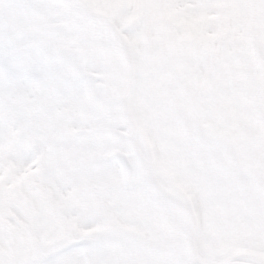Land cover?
Masks as SVG:
<instances>
[{
	"label": "snow or ice",
	"instance_id": "6c2138e0",
	"mask_svg": "<svg viewBox=\"0 0 264 264\" xmlns=\"http://www.w3.org/2000/svg\"><path fill=\"white\" fill-rule=\"evenodd\" d=\"M0 264H264V0H0Z\"/></svg>",
	"mask_w": 264,
	"mask_h": 264
}]
</instances>
